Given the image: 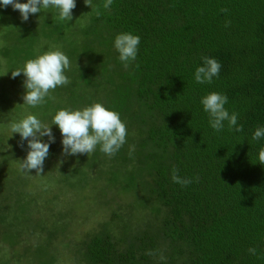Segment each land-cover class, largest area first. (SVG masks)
Here are the masks:
<instances>
[{"label": "trees", "instance_id": "trees-1", "mask_svg": "<svg viewBox=\"0 0 264 264\" xmlns=\"http://www.w3.org/2000/svg\"><path fill=\"white\" fill-rule=\"evenodd\" d=\"M92 7L76 0L70 22L58 20L53 9L26 22L11 6L0 9V42L6 43L0 114L4 100L17 98L12 111L50 124L61 108L99 102L120 114L128 132L111 157L97 147L63 158L52 126L56 142L45 161L60 160L62 195L71 192L81 211L73 208L65 222V215L54 217L57 232L43 227L47 250L77 213L84 220L103 212L72 245L77 264H264V164L258 160L264 138L251 140L264 126V0H113L109 10L92 0ZM121 32L140 37L128 67L113 47ZM56 48L69 58V83L50 90L37 108L19 105L24 77L9 71ZM205 56L220 62V73L210 84H197L193 74ZM5 77L21 90L2 86ZM209 92L228 97L225 107L238 114L240 132L209 128L200 104ZM174 169L192 182H173ZM40 201L28 196L19 210L43 213ZM87 204L94 209L83 213Z\"/></svg>", "mask_w": 264, "mask_h": 264}, {"label": "clouds", "instance_id": "clouds-1", "mask_svg": "<svg viewBox=\"0 0 264 264\" xmlns=\"http://www.w3.org/2000/svg\"><path fill=\"white\" fill-rule=\"evenodd\" d=\"M85 4L94 10L92 0H84ZM113 0H102L104 10H109ZM11 6L18 11L22 22L28 21L30 15L42 14V10H55L58 20L70 22L73 19V9L76 0H0V9ZM99 15V11H97ZM140 37L131 32H121L113 40V47L118 53V60L128 67L137 58ZM70 68L68 56L60 49H52L37 55L34 59L25 61L22 68L11 70L12 78L23 74L22 87L24 92L21 99L22 106L37 108L50 97V90L69 83L66 71ZM220 62L213 57H202V63L196 67L193 79L197 84H210L219 76ZM8 72V73H9ZM228 97L219 92H209L202 96L200 104L208 117L209 128L219 133L227 128L240 132L242 127L238 124V114L229 112L225 105ZM52 126H55L61 136V154L64 156H77L99 151L111 157L115 155L126 143L128 135L126 124L121 120L120 114L106 108L102 103L96 102L82 109L61 108L51 115L50 124H46L36 114H27L15 119L7 125L13 134H19L20 146L26 149L25 157L20 160V170L30 174L32 170L36 175L43 172L46 158L56 137ZM11 136V137H12ZM45 137L47 139H45ZM264 138V126H258L252 132L251 140L259 141ZM26 141V145L25 142ZM258 160L264 164V147L258 152ZM172 180L175 183L187 185L192 181L181 180L176 170H173ZM254 254L255 249H249Z\"/></svg>", "mask_w": 264, "mask_h": 264}, {"label": "rangeland", "instance_id": "rangeland-1", "mask_svg": "<svg viewBox=\"0 0 264 264\" xmlns=\"http://www.w3.org/2000/svg\"><path fill=\"white\" fill-rule=\"evenodd\" d=\"M5 44L4 41H1L0 48ZM4 71L7 70L4 69ZM5 79L7 81L2 86L10 88L12 92L21 90L18 87L14 88L15 82L9 77H5ZM19 99L22 103L23 100ZM16 100L17 98L11 99L10 97L7 101L4 100L5 113L2 114L1 111L3 116L0 114V121L7 122V124L0 123V138L2 137L4 143L2 145L6 144L5 150L0 147V177L4 179V184H0V216H2L0 221H5L3 225H0V264H77L71 253L72 245L85 229L92 228L93 222H98L102 218L103 212L88 215L86 216L88 219L85 217L86 220L85 218L82 220V217L80 218L77 213V216L70 221L72 225L68 226L67 233H58L50 251L47 250V245H45L47 236L44 238L43 227L48 231L52 229L56 231L58 227L57 224L53 225L54 217L65 215L67 218L63 220L65 222L72 217L71 215L68 217L67 213L71 214L72 211L73 214L76 212L73 208L79 211L81 207L75 201L73 202L75 199L71 192L68 191L66 195H62V192H66L67 189L61 191L65 187L59 182L58 171L55 170L56 167H60V160L57 158L45 161L43 172L38 175L35 170H32L30 174L20 170L19 163L25 157L26 149L20 146L19 134L12 136L7 127L9 121L24 116V114L20 115V113L12 111ZM8 106L9 110L6 111ZM24 143L26 145V141ZM59 156L65 158L61 151ZM2 165L5 166L2 167ZM28 196L40 199L41 201L37 202L39 205L44 201L45 212L20 211L19 206H22V200ZM93 209V204H87L84 210L82 208V211L87 213ZM53 256L56 257V261L52 260Z\"/></svg>", "mask_w": 264, "mask_h": 264}]
</instances>
